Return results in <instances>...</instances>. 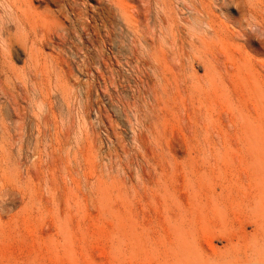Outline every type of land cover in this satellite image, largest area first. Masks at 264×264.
Listing matches in <instances>:
<instances>
[{
  "label": "rangeland",
  "instance_id": "obj_1",
  "mask_svg": "<svg viewBox=\"0 0 264 264\" xmlns=\"http://www.w3.org/2000/svg\"><path fill=\"white\" fill-rule=\"evenodd\" d=\"M7 2L0 264H264V0Z\"/></svg>",
  "mask_w": 264,
  "mask_h": 264
},
{
  "label": "bare ground",
  "instance_id": "obj_2",
  "mask_svg": "<svg viewBox=\"0 0 264 264\" xmlns=\"http://www.w3.org/2000/svg\"><path fill=\"white\" fill-rule=\"evenodd\" d=\"M0 1H2V2H0L1 3V7L3 8V10H2V13L4 14V16L8 19V18H10V21L13 23V25H14V28H15V31L17 32V33H19L20 32V21H19V19L17 18V17H14V18H12V16H13V12H12V7H11V5L7 2V0H0ZM40 1H42V3H44V4H46V5H48V4H51V3H59V2H62L63 0H40ZM108 0H106V2H107ZM65 2V1H64ZM102 3V2H101ZM100 3V4H101ZM104 3V2H103ZM110 3V2H109ZM113 4V3H112ZM74 6V5H73ZM72 9V8H71ZM74 9V8H73ZM76 9V8H75ZM107 9V8H106ZM111 9V8H110ZM68 10V9H67ZM115 10V9H114ZM15 12V11H14ZM110 13H111V11H110ZM77 15H79V13L77 14ZM12 18V19H11ZM7 21V20H6ZM9 22V21H8ZM7 22V23H8ZM24 30V29H23ZM8 39H6L5 41H4V44H3V48H5V50H7L8 49V47H9V44H8ZM9 53V52H8ZM248 208V207H247ZM260 215V214H259ZM262 216V215H261ZM250 219V218H249ZM260 221V220H259ZM257 225V224H256Z\"/></svg>",
  "mask_w": 264,
  "mask_h": 264
}]
</instances>
